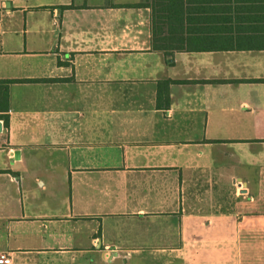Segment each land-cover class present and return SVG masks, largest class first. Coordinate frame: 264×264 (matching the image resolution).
I'll list each match as a JSON object with an SVG mask.
<instances>
[{"label":"crops","instance_id":"0c3cea01","mask_svg":"<svg viewBox=\"0 0 264 264\" xmlns=\"http://www.w3.org/2000/svg\"><path fill=\"white\" fill-rule=\"evenodd\" d=\"M150 1L0 0L11 264H264V0Z\"/></svg>","mask_w":264,"mask_h":264},{"label":"trees","instance_id":"16d2710c","mask_svg":"<svg viewBox=\"0 0 264 264\" xmlns=\"http://www.w3.org/2000/svg\"><path fill=\"white\" fill-rule=\"evenodd\" d=\"M150 6L154 11H156V6L163 5L164 7L162 8L165 10V5L169 7L172 3V0H152L150 1ZM135 6H142L140 3L134 4ZM168 9V8H166ZM166 11V10H165ZM14 81H22L19 79H0V119L3 121L4 126H8V114H7V108H8V85L11 82ZM171 81L166 80L161 82V84L164 86L165 89V94H166V101H168V93H167V88L168 85Z\"/></svg>","mask_w":264,"mask_h":264},{"label":"built area","instance_id":"2783aa9c","mask_svg":"<svg viewBox=\"0 0 264 264\" xmlns=\"http://www.w3.org/2000/svg\"><path fill=\"white\" fill-rule=\"evenodd\" d=\"M0 264H11V258L7 255L0 254Z\"/></svg>","mask_w":264,"mask_h":264},{"label":"water","instance_id":"95a60500","mask_svg":"<svg viewBox=\"0 0 264 264\" xmlns=\"http://www.w3.org/2000/svg\"><path fill=\"white\" fill-rule=\"evenodd\" d=\"M13 155L16 157L18 155V152L14 151Z\"/></svg>","mask_w":264,"mask_h":264}]
</instances>
